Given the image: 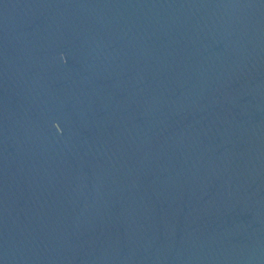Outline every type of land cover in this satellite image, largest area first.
<instances>
[{
  "label": "water",
  "instance_id": "95a60500",
  "mask_svg": "<svg viewBox=\"0 0 264 264\" xmlns=\"http://www.w3.org/2000/svg\"><path fill=\"white\" fill-rule=\"evenodd\" d=\"M0 264H264V0H0Z\"/></svg>",
  "mask_w": 264,
  "mask_h": 264
}]
</instances>
